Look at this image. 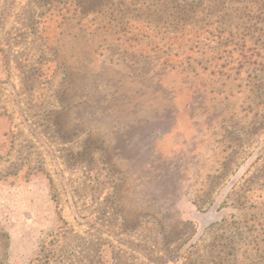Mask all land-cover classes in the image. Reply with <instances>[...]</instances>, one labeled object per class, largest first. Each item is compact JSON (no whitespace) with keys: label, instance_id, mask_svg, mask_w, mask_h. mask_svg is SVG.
I'll return each mask as SVG.
<instances>
[{"label":"rangeland","instance_id":"obj_1","mask_svg":"<svg viewBox=\"0 0 264 264\" xmlns=\"http://www.w3.org/2000/svg\"><path fill=\"white\" fill-rule=\"evenodd\" d=\"M0 264H264V0H0Z\"/></svg>","mask_w":264,"mask_h":264}]
</instances>
